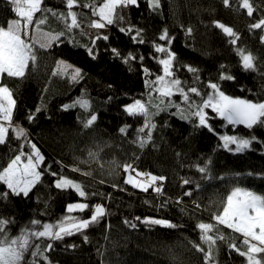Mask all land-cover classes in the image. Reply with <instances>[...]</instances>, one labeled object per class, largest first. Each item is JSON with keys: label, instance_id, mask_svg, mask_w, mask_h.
Returning a JSON list of instances; mask_svg holds the SVG:
<instances>
[{"label": "trees", "instance_id": "obj_1", "mask_svg": "<svg viewBox=\"0 0 264 264\" xmlns=\"http://www.w3.org/2000/svg\"><path fill=\"white\" fill-rule=\"evenodd\" d=\"M102 2L78 0L79 6L73 11L78 13L81 28L73 29L71 33L66 32L60 19L44 13L47 22L39 28L52 33L65 32L62 43L58 46L53 43L45 49L31 41L35 65L29 61L22 78L7 77L6 74L0 77V84L7 85L16 100L11 125H20L27 133V139H17L10 127L6 143L0 144V170L21 151L28 153L31 148L27 140H30L39 146L45 157L42 171L50 165L52 172L81 182L89 194H102L89 195L81 201L89 205L102 203L107 209L103 220L85 230L87 242L79 233L60 241L30 239L32 245L39 244L42 249L48 243L53 244L54 251L47 253L52 264H204L203 253L192 246L193 243L201 244L207 250L196 225L199 222L215 224L212 216L222 211L227 196L236 186L264 196V143H261L264 142V126L248 129L243 125H228L211 109H206L211 117L209 123L215 130L210 133L205 128L196 127L195 118L181 119L180 114H173L175 108H163L151 116V122L156 125L152 141L141 148L132 141L136 136L135 129L142 126L145 118L129 117L123 109L140 99L148 104L150 113L155 112L158 93H152L149 104L145 80L162 74L160 65L149 54L153 57L164 55L153 51L152 42L167 45L166 41L158 40L165 28L170 37H174L171 44V51L176 54L174 71L185 82L182 85L185 90L195 86L202 94L211 92L208 82H218L220 65H225L224 70L235 76V81L219 82L226 95L264 102V44L260 42L264 29L249 28L264 16V0H250L256 8L252 17L239 7V0H230V7H225L222 0H160L161 8L155 11L148 8L146 0H140L139 8H118L117 16L124 19H116L114 24L108 25L107 33L90 35L87 32L89 22L98 16H92V10L84 8L83 4L99 6ZM13 7L9 0H0V26L6 27L7 22L15 17ZM42 8L67 12L63 0H43ZM41 15L36 14L31 27H36L35 19ZM215 22L231 27L238 34L235 45L230 43L231 37L215 27ZM129 25L144 30L143 45H134L129 35L119 31ZM188 28L192 29L191 34L187 32ZM97 34L109 39L96 41L93 58L87 49L93 47L91 41ZM113 48L121 56L132 52L137 57L143 54L145 59L142 64L138 60L125 64L121 58L113 56ZM237 50H243L244 54L250 52L257 58V72L241 70ZM60 59L79 68L78 81L71 79V70L67 74L53 75ZM185 65L199 70L198 82H194L193 74ZM142 67H147L153 75L146 76ZM190 95L200 102V97ZM81 97L89 103L87 110L79 107L62 109L63 105ZM172 100L181 103L179 95L173 96ZM181 107L186 106L181 103ZM37 108L41 111L30 123L27 117ZM91 114H96L98 119L85 129L81 121ZM124 125H131L127 135L118 131ZM221 135L254 136L258 142H253L247 150L235 152L232 145L229 149L223 147ZM90 153L96 155L90 156ZM125 163H135V168L143 172L166 177L162 193L157 194L151 188L143 192L124 185L126 174L118 165ZM74 167L80 171H71ZM198 167H206L207 172L200 173ZM84 172L92 175L84 176L81 174ZM182 177L190 179L192 184L187 188L182 186ZM56 178L45 171L28 198L9 196L7 201H0V217L14 221L5 229L10 238L19 236L22 229H32L30 221L33 219L56 225L69 215L90 216V211L66 212V205L80 198L72 190L56 189L53 186ZM5 190L6 186L0 183V193ZM186 190H191L192 196H184ZM178 199L180 203H177ZM195 204L200 207L196 208ZM136 217L163 218L176 227L146 225ZM125 220L136 227L125 224ZM35 228L42 230L39 225ZM218 229L226 238H235L240 244L242 237L239 234L223 225ZM33 250L34 247L25 252L21 264H31L33 260L45 264L40 257H32ZM213 264H246V258L230 251L227 239L217 240Z\"/></svg>", "mask_w": 264, "mask_h": 264}, {"label": "snow or ice", "instance_id": "obj_2", "mask_svg": "<svg viewBox=\"0 0 264 264\" xmlns=\"http://www.w3.org/2000/svg\"><path fill=\"white\" fill-rule=\"evenodd\" d=\"M9 2L14 6L12 10L18 18L9 20L6 27L0 26V77L6 74L7 77L22 78L25 76L29 61H32L33 65H35L36 61L32 44L22 38V33L25 37L29 35L28 30L33 26L36 14H42L41 17L35 19L36 28H39L47 22V15H44V13H51L64 23L66 32L71 33L73 29L81 28V23L78 22V13L73 11L75 7L79 6V3L78 0H63L67 12L57 13L50 8H42L43 0H9ZM146 3L150 10L155 11L161 8L160 0H146ZM222 3L225 7H230V0H222ZM83 7L90 8L92 10V16L99 17L98 20H91L88 25L91 28L99 30L114 24L116 19H124L123 16H117L118 8H139L140 0H103L99 6H96L94 3H84ZM239 7L246 10L248 17H252L256 11V8L250 0H239ZM215 27L222 30L223 34L227 37L232 38L230 40L232 45L237 43L239 36L231 27L225 26L221 22H215ZM249 28L264 29V16L257 22L250 24ZM119 31L129 35L134 45H143L145 43L142 35L143 29L129 25L126 28H119ZM187 32L191 34L192 29L188 28ZM45 35L47 36V43L41 44L40 47L47 49L53 43H57V46L59 43H62L61 37L65 36V32ZM101 39L107 41L109 37L97 34L91 41L93 47L87 49L88 54L93 56V58L95 57L94 46L96 41ZM158 40L162 42L166 41L167 45L153 41V51L156 54L164 55L153 57L150 53L149 56L160 65L162 74L155 75L154 79L145 80V86L149 91V104L151 103L152 93H158L157 99L159 103L154 105L155 112L150 113L148 104L142 102L140 99H136L133 103L125 105L123 109L129 117L142 116L145 118L142 126L135 129L136 136L132 141L133 143H137L143 148L152 141V132L156 128V125L151 122V116L158 114L163 108H175L176 113L173 114H180L181 119L191 120L195 118L196 127L205 128L210 133H214L215 130L209 123L211 117L206 109H211L213 113L226 121L228 125H243L248 129H252L256 125L264 126V102L256 103L247 99L234 98L226 95L221 90L220 81H235V76L224 70L226 68L225 65H220L221 71L218 75V82H208L207 87L211 89V92L202 94L200 89L195 86L188 87L185 90V87L182 86L185 82H182L174 71L176 54L171 51V44L174 41V37H170L168 29L165 28L159 34ZM260 42L264 44V35L260 36ZM237 51L240 56L241 70L244 72H257V58L250 52L244 54L243 50ZM111 52L114 57L121 58L125 64L136 62L137 60L142 64L145 59L143 54L137 57L132 52L121 56V53L115 48L111 49ZM70 67V65L63 61H58L56 71H54L53 75L67 74ZM184 67L188 72L193 74L194 82H198L200 79L198 75L199 70L190 65H185ZM141 70L146 76L153 75L147 67H142ZM79 78L80 70L74 69L71 73V79L78 81ZM241 90H243V86H241ZM190 94L200 97V102L197 103L196 100L192 99ZM175 95L181 97V103L186 106L185 108L181 107V103L173 102L172 97ZM165 100H167V103H165ZM15 107L16 100L14 99L13 92L7 85L0 84V144L6 143L10 127L17 139H27V133L22 127L18 125L12 127L11 125ZM76 107L87 110L89 103L81 97L70 104L63 105L62 109L68 110ZM40 111L41 109L37 108L34 113H30L27 117L28 121L31 123ZM97 119L96 114H91L88 118L82 120L81 123L87 129L93 126ZM4 122H7V126ZM130 127L131 125H124L118 131L123 135H127ZM219 138L223 141V147L225 149H229L230 145H235V152L247 150L253 142H258L254 136L251 138H239L235 135H221ZM27 143L31 148V152L24 153L21 151L20 154L15 155L11 159L7 166L0 170V183L6 186V190L0 193V201H7L9 196L28 198L35 186L40 183L45 171H47L53 177H57L53 181V186L56 189L61 191L72 190L80 198L77 202L66 205L67 213H84L90 211L91 214L87 218L69 215L64 217L63 221L56 225L41 223L40 220L33 219L30 221V224L33 226L32 229H22L20 235L15 238H10L5 231L8 224L14 221L0 217V264H21L25 252L33 247L34 250L31 252L32 257H40L45 264H52L47 253L54 251L53 244L48 243L42 249L39 244L32 245L30 243L31 238H47L49 241H60L65 237H71L79 233L83 235L84 242H87L88 236L84 235L85 230L91 225L99 223L107 215V209L104 204L96 203L89 205L87 202H81L85 201L89 195L96 196L102 194L97 192L89 194L85 191L81 182L68 178L61 173L52 172L50 165L42 171L41 165L45 162L44 155L35 143L30 140H27ZM95 155L96 153H90V156ZM22 156H26L27 162L21 165ZM118 167L122 168L126 174V178L123 180L124 185L131 186L143 192H148L151 188L157 194L162 193L163 182L166 180V177L143 172L134 168L131 163L118 165ZM71 171L79 172L80 170L74 167ZM198 171L200 173H206L207 168L198 167ZM132 173H135V175ZM81 174L84 176L92 175L91 172ZM191 184L192 181L190 179L181 178L182 186L187 188ZM112 187L116 188L118 186L112 185ZM197 187L199 186L197 185ZM183 195L186 197L192 196V191L186 190ZM180 202L178 199L177 203ZM195 207L199 208L200 205L195 204ZM135 219L146 225H161L169 228L176 227V225L164 219L151 217H145L143 219L136 217ZM212 220L216 223L199 222L196 225V228L200 232V240L202 244L207 245V250L201 244L193 243L192 245L196 251L203 253L204 264H213L214 246L217 240L224 241L226 239L228 240L230 251H235L241 257H245L246 264H264V196L236 188L227 196L222 211L214 214ZM124 223L129 224L130 227H136L135 224H130L127 220ZM38 225L42 230H36L35 226ZM219 225H223L234 234H239L242 237L240 244H237L235 238H226L220 233L218 229ZM54 228L56 229L55 231ZM67 247L74 248L75 245H68ZM31 264H37V261L33 260Z\"/></svg>", "mask_w": 264, "mask_h": 264}, {"label": "rangeland", "instance_id": "obj_3", "mask_svg": "<svg viewBox=\"0 0 264 264\" xmlns=\"http://www.w3.org/2000/svg\"><path fill=\"white\" fill-rule=\"evenodd\" d=\"M18 17H14V18H11V19H17ZM10 19V20H11ZM99 19V17L96 19V20H98ZM108 30H109V27L107 26L106 28H104V29H99V30H97V29H94V28H88L87 29V32L90 34V35H94L95 33H107L108 32ZM29 35L27 36V37H25L24 35H23V33H22V38L23 39H25L28 43H30L31 41L32 42H35V43H37V44H39V45H41V44H45V43H47V36L45 35V34H55V33H52V32H49V31H46V30H43V29H40V28H36V27H30L29 28ZM59 61H63L64 63H66V64H68V65H70L71 67L68 69V70H71V71H73L74 69H79L77 66H75L74 64H72L71 62H69V61H67V60H64V59H60ZM256 103H260V102H256ZM5 124H6V126H7V122H4ZM15 126H17V125H15ZM18 126H20V125H18ZM20 127H22V126H20ZM23 128V127H22ZM24 129V128H23ZM238 137V136H237ZM239 138H241V137H239ZM37 145V144H36ZM232 146H234L235 147V145H232ZM37 147L39 148V146L37 145ZM40 149V148H39ZM40 151H41V149H40ZM29 152H31V150L29 151ZM28 152V153H29ZM41 153H42V151H41ZM20 154V153H19ZM43 154V153H42ZM27 162V160H26V156H22V161H21V165L23 164V163H26ZM133 175H135V173H132ZM236 188H240V189H242V190H247V191H251V192H253V193H255V194H257V195H261V194H259L258 192H256V191H254V190H251V189H249V188H246V187H242V186H236V187H234V189L231 191V193L236 189ZM230 193V194H231ZM229 194V195H230ZM262 196V195H261ZM156 219H163V218H156ZM164 220H166V219H164ZM168 221V220H167ZM56 229L54 228V231H55Z\"/></svg>", "mask_w": 264, "mask_h": 264}, {"label": "built area", "instance_id": "obj_4", "mask_svg": "<svg viewBox=\"0 0 264 264\" xmlns=\"http://www.w3.org/2000/svg\"><path fill=\"white\" fill-rule=\"evenodd\" d=\"M132 164V166L135 168V163H131ZM142 179V178H141ZM159 183V182H158Z\"/></svg>", "mask_w": 264, "mask_h": 264}]
</instances>
